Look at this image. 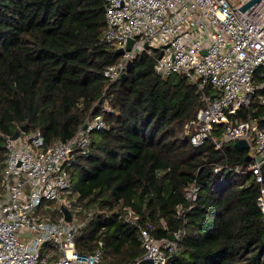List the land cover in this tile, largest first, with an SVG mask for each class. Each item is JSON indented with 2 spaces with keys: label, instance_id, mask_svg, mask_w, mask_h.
<instances>
[{
  "label": "trees",
  "instance_id": "1",
  "mask_svg": "<svg viewBox=\"0 0 264 264\" xmlns=\"http://www.w3.org/2000/svg\"><path fill=\"white\" fill-rule=\"evenodd\" d=\"M105 27L104 0H0V181L6 134L40 130L49 144L101 114L106 127L70 169L79 203L96 210L76 236L79 250L103 240L108 262L129 264L144 253L139 225L148 223L159 238L186 230L171 264H264L260 185L250 173L215 171L246 168L248 150L234 142L216 150L212 139L194 146L185 125L204 105L201 92L182 75L160 76L146 52L124 82H110L104 69L120 56L101 41ZM263 93L234 116L260 115ZM194 182L191 202L185 189Z\"/></svg>",
  "mask_w": 264,
  "mask_h": 264
},
{
  "label": "built area",
  "instance_id": "2",
  "mask_svg": "<svg viewBox=\"0 0 264 264\" xmlns=\"http://www.w3.org/2000/svg\"><path fill=\"white\" fill-rule=\"evenodd\" d=\"M247 1L104 0L101 41L125 48L104 69L110 82L120 80L129 61L146 52L160 76L182 75L196 85L204 105L186 123L185 134L196 147L212 139L216 150L246 139L252 157L247 167L216 165L215 171L250 173L249 181L260 185L257 205L264 212V93L259 97L260 115L234 116L250 106L257 91L264 92V0L241 10ZM129 38L134 39L130 50ZM105 109L113 110L110 105ZM105 127L99 114L87 117L68 140L48 144L40 130L22 131L17 138L5 135L0 264H112L104 258L103 240L91 252L78 249L76 236L96 210H85L79 203L70 173L78 156L89 152L92 132ZM199 190V184L192 183L185 189L186 198L193 202ZM63 207L70 210L71 220L65 219ZM124 210L128 220L139 219L133 208ZM182 212L179 206L178 215ZM139 226L144 253L129 264H141L144 258L171 264L186 230L175 231V239L159 238L151 224Z\"/></svg>",
  "mask_w": 264,
  "mask_h": 264
},
{
  "label": "water",
  "instance_id": "3",
  "mask_svg": "<svg viewBox=\"0 0 264 264\" xmlns=\"http://www.w3.org/2000/svg\"><path fill=\"white\" fill-rule=\"evenodd\" d=\"M258 1H260V0H248L243 5H241L239 8L241 10H245L246 8H248L249 6H251L252 4H254L255 2H258ZM262 28L260 29V31L262 30ZM133 42H134V39L133 38H129L128 44H127V49L130 50L132 48ZM124 52H125V48L120 47V48L116 49V54L119 55V56L122 55ZM132 65H133V61H129L128 66H127V71L120 78L121 82H124L128 78L129 71L131 70ZM22 131H25V127H22L21 129L15 131V133L12 136V138H17L21 134ZM254 139H255V136L253 137L252 140H254ZM234 145L236 147L240 148V149H248L249 148V143L244 138L237 140L234 143ZM251 159H252L251 155L247 154L246 155V161L249 162ZM63 211H64V214H65V219L71 220L72 215H71L70 210L68 208H66V207H63ZM170 237L172 239H175V236H174L173 233L170 234ZM141 264H153V260L151 258H144V259L141 260Z\"/></svg>",
  "mask_w": 264,
  "mask_h": 264
},
{
  "label": "rangeland",
  "instance_id": "4",
  "mask_svg": "<svg viewBox=\"0 0 264 264\" xmlns=\"http://www.w3.org/2000/svg\"><path fill=\"white\" fill-rule=\"evenodd\" d=\"M104 107H109V103L108 102H105L104 103ZM95 210V209H94Z\"/></svg>",
  "mask_w": 264,
  "mask_h": 264
}]
</instances>
